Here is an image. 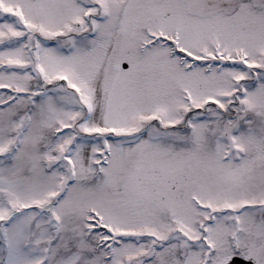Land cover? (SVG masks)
<instances>
[{
  "label": "snow or ice",
  "instance_id": "snow-or-ice-1",
  "mask_svg": "<svg viewBox=\"0 0 264 264\" xmlns=\"http://www.w3.org/2000/svg\"><path fill=\"white\" fill-rule=\"evenodd\" d=\"M0 264H264V0H0Z\"/></svg>",
  "mask_w": 264,
  "mask_h": 264
}]
</instances>
